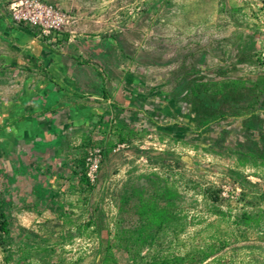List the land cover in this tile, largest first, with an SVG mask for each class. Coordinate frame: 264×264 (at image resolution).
<instances>
[{
	"label": "rangeland",
	"instance_id": "obj_1",
	"mask_svg": "<svg viewBox=\"0 0 264 264\" xmlns=\"http://www.w3.org/2000/svg\"><path fill=\"white\" fill-rule=\"evenodd\" d=\"M13 1L0 0V30L17 31L0 47V264H264V0H40L69 17L56 47L13 24ZM35 47L98 65L104 110L62 124L19 109V82L51 80L24 58Z\"/></svg>",
	"mask_w": 264,
	"mask_h": 264
},
{
	"label": "crops",
	"instance_id": "obj_2",
	"mask_svg": "<svg viewBox=\"0 0 264 264\" xmlns=\"http://www.w3.org/2000/svg\"><path fill=\"white\" fill-rule=\"evenodd\" d=\"M16 33L17 31L8 30L5 27L0 30V47H3V50L6 49V45L2 43V40L5 37L16 38ZM32 56H35L32 61L35 62L39 59V62L46 66L48 76L52 81L37 84L36 80L26 82L24 79V81L19 82L21 97L19 109L41 111L39 112L40 116H52V119L55 118L57 123L63 124L69 116L77 122L84 113L103 111L104 109L99 108V106H107L106 103H92V100L101 99L104 92V102H106L105 100L109 98L108 89L111 87H107L108 85L102 78L98 65L92 62L87 63L88 61L83 62L71 53L59 54L54 52L47 54L40 47L32 48L24 58L30 59ZM12 61L15 62L16 60L12 58ZM31 124L32 122H29L27 118L24 125Z\"/></svg>",
	"mask_w": 264,
	"mask_h": 264
},
{
	"label": "built area",
	"instance_id": "obj_3",
	"mask_svg": "<svg viewBox=\"0 0 264 264\" xmlns=\"http://www.w3.org/2000/svg\"><path fill=\"white\" fill-rule=\"evenodd\" d=\"M9 9L11 21L15 26L20 27L22 24L38 26L41 37H45L47 43L54 44L53 47H56L57 41L62 38L61 27L69 22V17L61 10L40 0H15ZM261 59L264 62V53ZM97 167L96 163L90 165L91 174Z\"/></svg>",
	"mask_w": 264,
	"mask_h": 264
},
{
	"label": "trees",
	"instance_id": "obj_4",
	"mask_svg": "<svg viewBox=\"0 0 264 264\" xmlns=\"http://www.w3.org/2000/svg\"><path fill=\"white\" fill-rule=\"evenodd\" d=\"M87 63H89V62H87ZM228 86L229 85L227 84L226 87H228ZM203 89L206 92L210 91L206 87V84H198L195 88L196 91H202ZM122 126H123V129L129 127L126 124H122ZM122 141H124V139H122ZM82 181L88 183V178H87L86 174L82 178ZM2 197L3 196L0 192V232L2 235H8L10 232L11 221H10L9 210L7 209V206L10 207V205H11V198L9 196H6L3 199ZM164 214H163L164 215L163 219L165 220V218L169 217V214L168 215L166 213H164ZM208 257H209L208 253L201 252V251H194V252L188 254L186 257H175L173 259L163 260L162 262L157 263V264H195L197 261H204Z\"/></svg>",
	"mask_w": 264,
	"mask_h": 264
}]
</instances>
